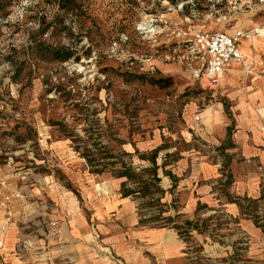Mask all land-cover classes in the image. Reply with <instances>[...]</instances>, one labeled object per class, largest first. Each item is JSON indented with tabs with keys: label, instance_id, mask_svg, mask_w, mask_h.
Returning a JSON list of instances; mask_svg holds the SVG:
<instances>
[{
	"label": "rangeland",
	"instance_id": "374dc122",
	"mask_svg": "<svg viewBox=\"0 0 264 264\" xmlns=\"http://www.w3.org/2000/svg\"><path fill=\"white\" fill-rule=\"evenodd\" d=\"M236 29L252 32L241 46L264 39L255 33L264 0H0V169L15 189L52 185L80 199L82 183L116 178L97 163L105 154L138 169L149 164L139 154L157 147L164 168L196 151L219 163L214 186L240 216L201 208L187 219L170 204L143 206L141 216L189 242L188 264H264V162L244 158L236 137L239 90L264 80V50L246 56L237 86L196 78L191 53L194 32ZM248 170L255 191L230 193Z\"/></svg>",
	"mask_w": 264,
	"mask_h": 264
},
{
	"label": "crops",
	"instance_id": "0c3cea01",
	"mask_svg": "<svg viewBox=\"0 0 264 264\" xmlns=\"http://www.w3.org/2000/svg\"><path fill=\"white\" fill-rule=\"evenodd\" d=\"M247 43V46L238 44L244 59L246 56L260 59L264 39L255 47L250 41ZM240 65L229 61L220 81L237 86L242 74ZM227 71L235 75H226ZM253 83L258 86L250 92L243 94L239 90L241 114L236 137L244 158L263 163L264 133L258 129L261 122L257 121L254 109L264 106V80ZM257 103L258 107L253 108ZM256 114L263 117L264 123V112ZM164 166L158 169L164 204H172L175 198L179 212L187 219L201 208L213 211L223 208L232 217L240 216L238 203L224 200L214 186L221 172L219 163L210 162L192 150ZM0 174L14 188L1 169ZM256 174L254 170L245 172L244 179L236 181L237 186L230 193L255 191ZM122 181L115 178L106 188L99 183H82L80 199L49 185L25 191L33 197L30 202L22 188H16L22 196L6 207L0 205V224L7 226L5 232L0 231V264H114L99 250L100 246L108 247L119 264H188L189 242L172 228L140 222L142 216L136 200L121 194ZM22 243L27 245L22 248Z\"/></svg>",
	"mask_w": 264,
	"mask_h": 264
},
{
	"label": "built area",
	"instance_id": "2783aa9c",
	"mask_svg": "<svg viewBox=\"0 0 264 264\" xmlns=\"http://www.w3.org/2000/svg\"><path fill=\"white\" fill-rule=\"evenodd\" d=\"M155 22V21H154ZM153 20H150L146 25L150 31H155L156 25ZM264 30V29H262ZM255 33L260 34V30L256 29ZM252 32H246L242 29H236L232 33L226 31H196L192 37L191 53L199 64V69H196L195 77L206 78L212 86L219 85L222 72L226 69L229 61L244 63V57L238 47L239 41L250 39ZM196 115L195 119H198ZM21 192L19 189H14L9 185L6 177L0 174V205L6 207L13 199L20 198ZM172 205L178 208L175 198ZM7 226L0 224V231L5 232ZM94 239H97V234H94ZM97 241V240H96ZM27 243H22L24 248ZM100 251L105 253L114 264H119L117 257L106 246H100Z\"/></svg>",
	"mask_w": 264,
	"mask_h": 264
},
{
	"label": "trees",
	"instance_id": "16d2710c",
	"mask_svg": "<svg viewBox=\"0 0 264 264\" xmlns=\"http://www.w3.org/2000/svg\"><path fill=\"white\" fill-rule=\"evenodd\" d=\"M69 56L70 55L68 53H65L56 56V58L64 60L66 58H69ZM160 149L161 147H157L155 149H152L148 154L140 153L139 157L143 160H147L149 164L140 166L138 169H136V167H134L130 162H125L121 159L106 160L109 157L106 154L101 157L103 159L102 161H97V163L100 164L103 168L111 167L108 171H110L112 176L124 179L121 183V194L123 196L129 195L138 200L137 209L140 215L143 206H162L164 204L161 202L164 190L159 184L160 177L158 176V169L159 167H163L165 164L162 163L161 165H158L156 162V158ZM136 152L138 151L136 150ZM84 157L86 158V161L91 165L94 159L90 157L88 153H85ZM117 165L120 167L117 168ZM170 206L175 208V206L172 204H170ZM239 206L240 208H242L241 205ZM178 216L179 214L169 215L167 216V218L168 221H173L174 219L178 218ZM181 221L183 226H185L186 228H188L191 224V221L187 219ZM140 222L149 223L150 219L148 220L147 218L141 217ZM160 226L165 227V225ZM193 226L197 227L196 223H194ZM173 227L178 228L177 225Z\"/></svg>",
	"mask_w": 264,
	"mask_h": 264
},
{
	"label": "bare ground",
	"instance_id": "6f19581e",
	"mask_svg": "<svg viewBox=\"0 0 264 264\" xmlns=\"http://www.w3.org/2000/svg\"><path fill=\"white\" fill-rule=\"evenodd\" d=\"M261 33H263V31L260 30Z\"/></svg>",
	"mask_w": 264,
	"mask_h": 264
}]
</instances>
